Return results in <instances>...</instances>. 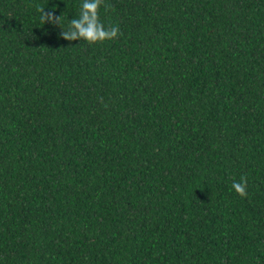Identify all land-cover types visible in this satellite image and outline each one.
I'll return each mask as SVG.
<instances>
[{"label":"trees","instance_id":"trees-1","mask_svg":"<svg viewBox=\"0 0 264 264\" xmlns=\"http://www.w3.org/2000/svg\"><path fill=\"white\" fill-rule=\"evenodd\" d=\"M81 4L0 0V264H264V0Z\"/></svg>","mask_w":264,"mask_h":264},{"label":"clouds","instance_id":"clouds-1","mask_svg":"<svg viewBox=\"0 0 264 264\" xmlns=\"http://www.w3.org/2000/svg\"><path fill=\"white\" fill-rule=\"evenodd\" d=\"M103 3L104 0H82L78 18L71 19L67 30L62 29L60 36L69 42L84 41L88 45L116 39L120 29L116 26L105 28L99 19V8ZM38 11L41 13L42 24L48 22L60 25L61 15L55 16L52 11L45 12L43 7H39ZM247 186V177H241L240 181L232 183V189L240 197L248 195Z\"/></svg>","mask_w":264,"mask_h":264}]
</instances>
